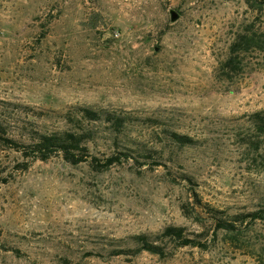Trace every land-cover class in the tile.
Instances as JSON below:
<instances>
[{
	"label": "rangeland",
	"instance_id": "374dc122",
	"mask_svg": "<svg viewBox=\"0 0 264 264\" xmlns=\"http://www.w3.org/2000/svg\"><path fill=\"white\" fill-rule=\"evenodd\" d=\"M81 107L123 121L85 120L91 154L130 161L99 172L5 141L73 129ZM261 111L264 10L245 0H0V264H264L263 221L207 249L111 255L169 226L212 229L210 209H264Z\"/></svg>",
	"mask_w": 264,
	"mask_h": 264
},
{
	"label": "trees",
	"instance_id": "16d2710c",
	"mask_svg": "<svg viewBox=\"0 0 264 264\" xmlns=\"http://www.w3.org/2000/svg\"><path fill=\"white\" fill-rule=\"evenodd\" d=\"M248 6L258 12L264 10V0H245ZM248 38H242L235 41L230 47V55L227 60V66L232 68L235 65L234 56L238 49L236 47L244 45V50L248 49ZM101 111H96L92 108L81 107L79 112L75 114L71 121L79 123V126L74 124V128L66 129L59 132L39 134L37 137L31 138L28 143L13 141L5 139L13 143V147L17 149L26 159L32 157L34 160L48 161L55 154H61L63 158L74 165L83 162H89L93 165L96 171L103 172L110 169L113 165H121L125 161H130L132 157V150L129 152H116L111 155H104L103 159L91 154L89 144L90 130L82 128L85 120L94 122H111L113 127L120 129L123 126V121L114 114L106 113V117ZM252 121L258 130L259 134L264 137V111L253 114ZM172 138L184 145L192 143L191 138L180 135L176 132L172 133ZM146 159H153L151 155L144 156ZM139 163V160H137ZM146 165V164H144ZM159 165V164H157ZM212 211V229L206 228L200 233H188V229L183 226H169L163 232L157 235L140 234L133 236L132 246L124 249L115 248L111 253L112 256H132L135 257L141 253L148 252L159 257H166L170 255L168 248L172 250L180 248H201L207 249L209 247L210 238L215 240L219 232L235 233L238 231L236 223L252 225L257 221L264 222V209L248 212L245 214H238L230 218L223 217L225 212L215 209ZM221 215V216H220ZM172 254V253H171Z\"/></svg>",
	"mask_w": 264,
	"mask_h": 264
},
{
	"label": "water",
	"instance_id": "95a60500",
	"mask_svg": "<svg viewBox=\"0 0 264 264\" xmlns=\"http://www.w3.org/2000/svg\"><path fill=\"white\" fill-rule=\"evenodd\" d=\"M179 18V14L176 12H172V21H176Z\"/></svg>",
	"mask_w": 264,
	"mask_h": 264
}]
</instances>
